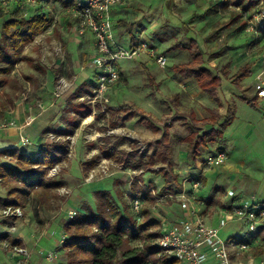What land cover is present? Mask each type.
<instances>
[{
	"label": "rangeland",
	"instance_id": "obj_1",
	"mask_svg": "<svg viewBox=\"0 0 264 264\" xmlns=\"http://www.w3.org/2000/svg\"><path fill=\"white\" fill-rule=\"evenodd\" d=\"M256 5V0H127L114 8L116 34L123 44L129 46L127 38L134 35L150 42L156 55L164 54L168 62L166 68H161L153 56L143 54L137 59L120 63L123 78L110 92V104L114 107L132 104L138 112L154 122L160 128L159 131L151 129L148 123L139 122V113L124 122L120 117L116 124L111 120L113 112L108 113L106 119L91 117L90 106L78 99L79 89H72L62 96L56 95L54 89L59 76L69 80L77 75L79 87L93 80V70L88 66L92 49L90 43L84 41L82 45L72 39L69 10H65L60 3L47 6V12L53 16L51 28L38 34L24 48L22 58L15 69L3 77L5 83L0 86V139H9L14 147L31 152L38 151L47 139L69 143L68 161L55 165L56 171L52 173V168L49 174L55 181L63 183L55 191L58 198L52 200V209L40 207L37 197L31 194L29 202L22 208L24 218L14 220L17 225L14 236L23 234L26 245L36 247L31 254V264H68L61 243L65 234L63 224L69 220L68 211H75L76 216L87 208L96 212V193L101 190L110 191L120 207L122 192L128 203L132 204L129 197L131 181H140V185L145 188L149 186L150 192L157 197L154 203L143 205L151 209L152 216H155L153 206L160 198L161 215L168 220H175L184 214L180 201L163 195L177 192L184 186L190 189L192 179H188V176L206 170L204 173L207 174L209 186L199 188L198 195L201 193L203 197L197 195V199L204 202L206 223L219 227V212L223 201H226L224 192L226 187L229 189L228 183L223 174L221 180L218 179L214 184L216 167L204 165L208 148L195 158L188 153V143L184 138L191 129L181 122L180 115L190 111L195 113L197 119H202L211 115L210 108H218L225 115L228 108L235 105L237 120L226 132L237 126L236 129L241 132L248 129L255 134L252 135L253 142L244 138V143L238 145V154L241 152L246 155V167L237 176H246L248 192L253 190L259 202L264 203V118H261L264 116V99L258 101V107H252L242 99L244 95H256V76L262 71L264 63V33L246 30L258 23V18L252 17ZM9 10L12 11V5ZM1 19L3 21V17ZM121 20L126 23H121ZM1 28L2 22L0 32ZM193 44L202 52L200 67L222 76L220 107L208 94H194L193 90L196 91L198 86L196 80L187 78L186 73L177 68L179 64L192 59ZM60 48L65 54L63 62L61 55L57 54ZM245 66L251 67V72L236 80L238 70ZM39 102L45 103L43 111L38 108ZM28 106L32 109L29 110ZM30 115L35 116L31 125L40 123L43 128L42 136L35 140L26 135L28 127L25 126V119ZM171 119H175L173 125L167 127L166 123ZM59 120L63 125L56 124ZM10 121H14V124ZM197 126L200 131L210 127L204 124ZM11 127L18 131L9 137L6 132ZM60 127L68 128L70 134L57 135L54 131L60 130ZM166 131L170 133L172 155L176 162L173 171L178 175L177 182H182L173 184L175 186L167 190L164 189V178L150 170L151 165L147 164L151 161L148 154L151 151L150 143L159 140ZM22 135L25 139H22ZM121 136L125 138L122 144ZM114 145L132 153V160L125 165L110 159L108 149ZM141 154L146 156L138 160ZM238 154L235 156L231 152V159H238ZM94 159L96 165L86 171L85 163ZM104 160L114 164L109 165L108 175L101 171ZM5 163L14 161L0 157V169ZM160 165L157 163L155 169ZM92 169L96 171L95 179L86 181ZM201 176L205 177L204 174ZM64 189L71 193H64ZM6 195L7 190L0 181V197ZM208 196L212 197L213 203L207 211L204 197ZM4 221L0 215V230L6 231L8 226L3 224ZM248 233V226L230 222L220 228L219 234L224 241H237ZM249 250L241 251L238 247L231 249V264L258 263V255ZM49 254H54L55 259H48ZM210 262L213 260L210 259ZM0 264H14V259L3 246H0Z\"/></svg>",
	"mask_w": 264,
	"mask_h": 264
},
{
	"label": "trees",
	"instance_id": "obj_2",
	"mask_svg": "<svg viewBox=\"0 0 264 264\" xmlns=\"http://www.w3.org/2000/svg\"><path fill=\"white\" fill-rule=\"evenodd\" d=\"M39 1L45 7L50 6L51 3H60L66 10L74 6L77 0ZM12 12L9 16L1 13L3 22L0 32V86L5 83L3 77L13 71L22 58L24 48L53 23V16L42 9L28 16L24 15L19 7H15ZM120 22L126 23L124 20ZM130 36L134 41L135 36ZM192 48V59L189 62L179 64L177 68L186 73L187 78L196 80L197 85L220 107L222 103L219 90L222 85V76L214 74L210 69L200 67L202 52L195 44ZM250 72L251 67L241 68L238 70L239 74H236V80L241 79ZM86 84V86L83 84L78 88L81 91L78 93V98L89 90L91 83ZM242 99L252 107H258V97L256 95L254 97L244 95ZM131 105L127 103L114 107L109 104L108 113L113 112V119L111 120L114 124L120 117L124 122L131 120L136 113L141 114ZM209 110L211 115L202 119H197L193 111L180 115L181 122L191 129L184 141L188 143V153L194 158L201 155L202 150L209 147L210 144L222 142L227 129L236 116L235 105L234 107L231 105L225 115H222L218 108H210ZM97 117L106 119V112L100 109ZM174 120L167 121L166 126H172ZM139 122L148 123V126L154 131L160 130L145 114H141ZM198 124L209 125L210 127L200 131ZM167 131L163 133L159 140L150 143L151 151L148 154H150L151 161L147 162L148 165H151L149 166L150 170H154L156 174L164 178L165 190L182 184V182H177L178 175L173 171L176 162L172 155L170 133ZM54 132L57 135L70 134L69 129H60ZM119 138L122 144L125 138L124 136ZM68 153V141H55L52 139H47L46 143L34 152L27 149L23 151L18 147H10L0 151V157H8L14 161V163L1 165L0 180L7 190V195L6 197H0V207L8 205L24 207L29 202L30 195L34 194L40 207L52 209V200L58 198V193H55V191L62 187L63 183L55 181L49 174L55 165L68 161ZM131 154L122 151L121 148L115 145L109 148L107 153L110 159L125 165L132 160ZM144 156L146 155L141 154L138 160L143 159ZM95 160L87 161L84 169L89 171L90 168L96 165ZM157 163L161 165L155 169L154 166ZM198 179L201 181L202 187L206 186L207 179L205 177L200 176ZM149 183L146 185H149ZM148 187L145 188L138 181H131L129 197L132 200L139 199L141 201L142 210L140 213L132 209V205L123 196V192L121 195L122 207H120L110 191L101 190L96 193L98 206L96 212L87 208L84 213H80L73 219L66 221L63 224L66 238L62 243V247L66 252L67 263L178 264L175 257L169 255L157 244L161 236V220L156 216H152L150 208L143 206L154 203L157 198L150 192ZM205 201L206 210L208 211L212 207V197L206 198ZM263 232L264 226L260 227L256 233H252L250 240H246V237L238 239L239 243H246L249 246V252L252 251L255 255H263Z\"/></svg>",
	"mask_w": 264,
	"mask_h": 264
},
{
	"label": "built area",
	"instance_id": "obj_3",
	"mask_svg": "<svg viewBox=\"0 0 264 264\" xmlns=\"http://www.w3.org/2000/svg\"><path fill=\"white\" fill-rule=\"evenodd\" d=\"M125 1L127 0H77L74 6L66 9L71 14L70 31L72 39L82 45L84 41L86 44L90 43L92 49L88 66L92 68L94 78L88 83H91L89 90L78 99L90 106V115L94 118L97 117L100 109L106 112V116L108 115V106L112 100L110 92L120 82L123 75L120 63L148 54L156 59L161 68L167 67L168 57L164 54L156 55L150 42L143 41L137 37L132 41L131 36H129L127 38L129 46H125L124 42L119 39L113 22V10ZM256 1V12L252 17L258 18V23L249 26L246 30L248 32L258 30L264 33V0ZM11 5L12 10L15 7H19L26 16L34 14L40 9L47 12V7L43 6L39 0H0V24L3 22L1 13L9 16L12 12H10L11 9L9 10ZM50 28L51 26L48 29ZM57 54L61 55V61L63 62L65 54L62 48L57 50ZM84 68L85 66L82 67V70ZM262 68V71H259L256 76L254 87L258 98H264V63ZM77 81V75L69 80L64 76H59L54 89L56 95L62 96L72 89L77 90L79 88ZM44 107L45 103L39 102L38 108L43 111ZM28 109L31 110L32 107L28 106ZM34 121L35 116L30 115L25 119V125L29 126ZM10 123L14 124V121H10ZM22 139H25L23 135ZM26 141H28L27 138ZM226 158V150L217 145L215 147L210 146L204 159V165L218 167L223 165ZM109 165L114 164L104 160L100 166L101 171L106 175H108ZM55 171L56 168H53L52 173ZM204 171L206 172V170ZM204 171L197 175L188 176V179H192L190 189L187 190L184 186L177 192H167V195H163L167 198H177L180 201L184 211L183 216L175 220L166 219L160 213L162 210L160 198L156 201L152 210L155 216L161 220V236L157 244L169 255L175 257L178 264H231V249L238 247L239 250L244 251L249 246L246 243H239V240L224 241L219 234L220 228L225 227L230 222L248 226L249 233L246 236V240H250V235L256 233L260 227L264 226V203L258 202L255 197L251 200H241L239 203H235L236 192L228 190L225 193L226 201H223L219 212L221 215L219 227L207 224L203 207L204 202L197 199L199 188L201 187V181L198 178L203 174L205 175ZM88 174L89 178L87 177L86 181L95 179V169H92ZM64 193L70 194L71 191L64 189ZM163 198L161 197V199ZM131 205L135 212H141L142 203L139 199L132 200ZM22 208L15 205L0 208V215L5 220L3 224L8 226L6 231L0 230V246H3L10 253V257L14 259V264H31L32 251L26 245L27 242L25 241L26 244L23 242L24 235L14 236L17 231V225L14 220L24 218V210ZM67 216L69 220L73 219L76 216V212L69 210ZM65 238L66 234L61 239V243L64 242ZM20 241L22 243H19ZM257 257H259L258 263L252 262L251 264H264V254ZM48 259L54 260L55 255L49 254ZM210 259L213 262H210ZM239 264L244 263L240 262Z\"/></svg>",
	"mask_w": 264,
	"mask_h": 264
},
{
	"label": "crops",
	"instance_id": "obj_4",
	"mask_svg": "<svg viewBox=\"0 0 264 264\" xmlns=\"http://www.w3.org/2000/svg\"><path fill=\"white\" fill-rule=\"evenodd\" d=\"M193 93L196 94V95H200L201 93H205V92L203 90H201L200 87L197 86L196 91L193 90ZM260 99H264V98H258V101ZM90 116L92 117V115H90ZM260 116H262V115H260ZM57 117L59 118V116H57ZM261 118H264V116H262ZM236 120H237V116H235V119H234V121L232 123L233 126L235 125V121ZM56 124L57 125L58 124L63 125L62 122L60 123V120ZM33 125H29L30 127L28 125H25V126L28 127L26 129V133H27L26 135L31 140H35L36 138L42 136L41 133L43 131V128L41 127L40 123H37L34 126ZM48 127L52 128V126H48ZM60 128L61 129H68V128H64V127H60ZM236 128H237V126L232 128L233 130H231L230 132H226L225 133V137H224L225 142L224 143H222V144H221V142H219V144L215 143V145H217L220 148H223L224 150H226L227 158L225 159V162L223 163V165L216 167L215 170L217 172L215 174V177H214L213 181H215L214 182V184H215L218 181V179L221 180V175L224 174V177L227 180L226 182L228 183L227 185L229 187V189H227V187L225 188V192L224 193H226V191H228V190H234L236 192V195H237L236 198H235V200H236L235 203H239L241 200H251L254 197L259 202V198L256 196L255 192H253V190L248 192V189H247V187H248V184H247L248 183V181H247L248 178L246 176H245V178H238V176H237L238 172L244 171V169L246 167V155H242L241 152H240V154H238L239 150H240L238 145L244 143V140H243L244 138H246V141L250 140L251 142H253L254 139H252V135H255V134L253 132H251L250 130H248V129H246V131L244 130V131L241 132V130L236 129ZM17 131L18 130L16 128H14V127L8 128L7 132H6V135L11 137V136L15 135L17 133ZM223 144H224V146H223ZM231 152L232 153L234 152L235 156L238 154L239 158L238 159L235 158V159L232 160L231 156H230ZM204 176L207 179V184L206 185L209 186L207 174H205ZM214 184L212 183V185L215 187ZM206 189H207V187H206ZM199 196L201 197L202 194L199 193L198 197ZM210 196H208V197H210ZM208 197H204V198H208ZM175 205L173 206V209H174ZM177 205H179V204H177ZM203 207H204V205H203ZM182 212L184 213L183 210H182ZM23 242L26 244L25 240ZM29 248L31 249L32 253L34 252V249H36V247H32V248L29 247Z\"/></svg>",
	"mask_w": 264,
	"mask_h": 264
},
{
	"label": "water",
	"instance_id": "obj_5",
	"mask_svg": "<svg viewBox=\"0 0 264 264\" xmlns=\"http://www.w3.org/2000/svg\"><path fill=\"white\" fill-rule=\"evenodd\" d=\"M14 146L9 139H0V151Z\"/></svg>",
	"mask_w": 264,
	"mask_h": 264
}]
</instances>
